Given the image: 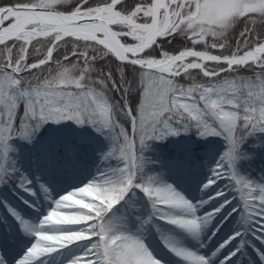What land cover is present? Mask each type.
<instances>
[{
    "label": "snow or ice",
    "instance_id": "snow-or-ice-1",
    "mask_svg": "<svg viewBox=\"0 0 264 264\" xmlns=\"http://www.w3.org/2000/svg\"><path fill=\"white\" fill-rule=\"evenodd\" d=\"M258 133L264 0H0V264H264Z\"/></svg>",
    "mask_w": 264,
    "mask_h": 264
},
{
    "label": "rangeland",
    "instance_id": "rangeland-1",
    "mask_svg": "<svg viewBox=\"0 0 264 264\" xmlns=\"http://www.w3.org/2000/svg\"><path fill=\"white\" fill-rule=\"evenodd\" d=\"M253 137L254 138H260L261 140L264 141V133H258ZM178 139H179V137H172L170 139V141L167 142L166 144H174ZM216 142L220 147L225 146V142L223 141L222 138H218ZM154 144H156L158 147L164 146L163 144H161L159 142H156ZM174 175L175 174H170L167 177L169 182H174L177 186L179 184L181 186V187L178 186L179 189L184 191L185 194L189 198H192L195 202V198L198 197V193L196 191L195 184L189 180H186L185 178H183L181 176H179V178L176 177L178 179V181H176L172 178V176L174 177ZM254 179H255L254 180L255 182L264 184V170L261 171L260 174ZM24 195H25V197H27L28 193H25ZM177 211H182V210H177ZM200 214L201 215L203 214V209H201ZM182 218H190V217L187 213H185V215ZM230 220H231V217L226 216L224 219H222L220 221L219 227L222 228L223 230L217 232L216 235H214L211 238V240L208 244L209 248H215L221 241H223L226 237H228L230 233L234 232L238 228V226H239L238 225V218L235 220H231V223H229ZM212 223L214 224L215 221H213ZM160 224L163 225V228L166 230L165 231L166 234L168 236H170L174 242L179 243V244H181L187 248H190V249H196V248L200 247V242L196 243L197 239H195L192 235H190L186 230H183L177 226L171 225L170 223H167L166 221H161ZM209 228H211V225H209ZM201 240L207 241L208 235L206 233H202L201 234ZM146 242L149 243L151 246L156 247L157 250L163 249L165 252L168 251L162 242H157V234H153L151 237H149L148 241H146ZM77 243H79V242H77ZM257 246H260L259 242H257ZM69 247H71V246H69ZM201 251H207V249H201ZM168 257H169V259H171L173 261V264H176V262L179 260V258L175 257L170 252H168ZM257 259H258V257H257Z\"/></svg>",
    "mask_w": 264,
    "mask_h": 264
},
{
    "label": "trees",
    "instance_id": "trees-1",
    "mask_svg": "<svg viewBox=\"0 0 264 264\" xmlns=\"http://www.w3.org/2000/svg\"><path fill=\"white\" fill-rule=\"evenodd\" d=\"M220 148L223 149L224 147ZM153 149L154 152H149L147 155L154 156L156 152L162 154L165 158L173 155L172 147L169 146L159 148L153 145ZM245 151L248 153L250 159L241 161L239 172L250 181L257 183L254 181V178L257 177L260 171L264 170V141L260 138H250L248 144L245 146ZM160 229L162 230L161 227ZM162 231L165 233L164 230Z\"/></svg>",
    "mask_w": 264,
    "mask_h": 264
},
{
    "label": "bare ground",
    "instance_id": "bare-ground-1",
    "mask_svg": "<svg viewBox=\"0 0 264 264\" xmlns=\"http://www.w3.org/2000/svg\"><path fill=\"white\" fill-rule=\"evenodd\" d=\"M196 243H199V241H198V240H196Z\"/></svg>",
    "mask_w": 264,
    "mask_h": 264
}]
</instances>
